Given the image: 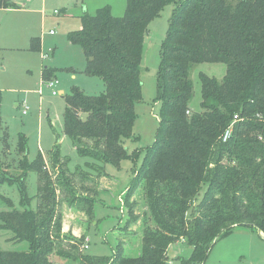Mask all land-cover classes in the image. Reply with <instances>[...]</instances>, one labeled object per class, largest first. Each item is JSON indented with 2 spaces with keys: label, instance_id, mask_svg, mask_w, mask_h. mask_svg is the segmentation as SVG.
<instances>
[{
  "label": "trees",
  "instance_id": "1",
  "mask_svg": "<svg viewBox=\"0 0 264 264\" xmlns=\"http://www.w3.org/2000/svg\"><path fill=\"white\" fill-rule=\"evenodd\" d=\"M171 4L157 77L160 127L125 199L126 230L140 220L130 202L138 187L154 224L144 229L140 255L127 257L119 245L114 258L90 256L81 250L84 237L63 233L60 193L71 195L70 203L90 218L95 198L75 195L59 139L49 152L52 173L42 154L30 162L28 139L19 135L20 173H8L13 168L6 169L3 158L7 132L0 92V181L18 186L22 204L16 209L5 200L9 210L0 212V229L29 244L26 252L0 249V264H167L171 245L182 240L193 249L187 262L204 264L236 228L264 233V0H127L121 18L108 6L94 16L86 13L69 41L82 48L84 73L102 79L106 90L91 96L73 87L63 97L65 136L80 157L97 163L119 167L131 158L124 145L133 136L142 98L144 42L151 22ZM2 6L13 7L8 0ZM31 50L40 52L39 38L32 39ZM200 64H224L227 71L221 80L200 74L201 111L192 112L191 71ZM43 77H51L48 69ZM236 115L232 137L223 142ZM31 172L38 177L34 198L26 188Z\"/></svg>",
  "mask_w": 264,
  "mask_h": 264
},
{
  "label": "rangeland",
  "instance_id": "2",
  "mask_svg": "<svg viewBox=\"0 0 264 264\" xmlns=\"http://www.w3.org/2000/svg\"><path fill=\"white\" fill-rule=\"evenodd\" d=\"M0 1L2 4L5 0ZM8 1L13 7H0V92L3 126L7 132V143L3 149L5 168L12 166L13 169L8 167L10 175L20 173L17 152L19 135H24L28 139L30 162H34L40 153L49 156V151L59 139L62 155L69 161L67 177L75 190V195L95 198L93 217L90 218L76 208L77 204L70 203L71 195L67 194L66 197L60 193L59 211L69 225L68 231L64 233L63 229V233L77 239L84 237V244L88 239L89 247L83 252L90 256L114 258L118 246L122 245L125 256L136 257L142 247L143 229L149 224L150 226L154 224L148 217L143 190L138 187L130 197V202L135 206V212L140 216V220L126 230L129 208L125 199L134 184L137 171L144 162L147 149L154 144L158 135L162 102L157 98V77L161 47L169 29L175 4L168 5L148 28L141 63L142 98L136 103L133 136L126 140L124 145L131 158L122 161L120 166L116 167L112 164L103 165L91 158L78 155L72 141L64 133L63 114L66 104L63 95L53 96L44 82L57 79L60 82L58 89L64 88L65 95H69L73 87H78L91 96L104 93L106 90L104 81L84 73L86 57L80 46L69 41V35L82 29V17L86 13L94 16L98 9L107 6L111 8L115 17H124L127 0ZM51 32L54 34L51 35ZM36 37L41 38L43 42L40 52L31 50L32 39ZM45 69H48L51 77L44 81L42 73ZM226 71L227 67L224 64L193 66L191 80L194 91L190 103L192 112L201 111L200 74L205 73L221 80ZM40 90H43V95L39 94ZM25 103L30 109L27 115L22 113ZM46 167L50 172H54L49 160L46 161ZM108 176L118 179L119 185L98 197V184H101L103 177ZM26 188L29 197L34 198L37 195L36 173L29 174ZM127 188L128 191H125ZM202 196L203 192L200 200ZM5 200H10L16 209H22L18 186L0 181V212L9 210ZM35 207L36 201L32 203L31 208ZM79 220L86 225L82 226ZM134 226L138 231L131 229ZM239 232L223 239L213 253L211 251L204 264H264V233ZM13 236L11 231L0 229L1 250L18 252L29 250L27 242H14L11 240ZM219 249L221 252L217 255ZM192 250V247L183 240L171 245L167 264H196L187 262ZM228 256L229 258L225 260L224 258Z\"/></svg>",
  "mask_w": 264,
  "mask_h": 264
},
{
  "label": "crops",
  "instance_id": "3",
  "mask_svg": "<svg viewBox=\"0 0 264 264\" xmlns=\"http://www.w3.org/2000/svg\"><path fill=\"white\" fill-rule=\"evenodd\" d=\"M36 38H39V37H36ZM40 40H41V50L40 51H42V47H43V42H42V39L41 38H39ZM70 71H72L73 69H69ZM44 72V71H43ZM42 78H43V80L45 81V79H44V77H43V73H42ZM73 78H75V75H74V77ZM59 92H60V95H63V97L64 96H66L65 95V90H64V88H60L59 89ZM55 145V144H54ZM53 145V146H54ZM50 152V151H49ZM61 153H62V151H61ZM40 154H42L43 155V157H44V159H45V161H47L48 162V160H49V156H46L44 153H40ZM64 158H66L64 155H62ZM116 178H112V177H106V178H102V181H101V184L99 183L98 184V190H97V196L99 197V195L101 196V194H105L106 193V191L108 192V190H113L117 185H119L118 184V179H116ZM116 181V182H115ZM103 182V183H102ZM133 185V184H132ZM128 189L129 188H127L125 191H128ZM143 190V189H142ZM124 191V192H125ZM123 192V193H124ZM123 193H121L122 195H123ZM144 193V192H143ZM80 213V212H79ZM65 216V215H64ZM79 223L80 224H82V226L83 225H86L85 223H83V221H80L79 220ZM68 227H69V225H68V221L65 219V217H64V219H63V229H64V233L66 232V231H68L67 229H68ZM144 227H142V229H143ZM133 231H135V230H137L138 228L136 227V226H134V227H132L131 228ZM145 229V228H144ZM143 229V230H144ZM138 231V230H137ZM239 231H248V233H256V232H259V231H257V230H255V229H251V228H236L233 232H232V234L231 235H234V234H238V233H240ZM144 233V232H143ZM247 233V232H246ZM260 233V232H259ZM262 233V232H261ZM77 235V234H76ZM230 236V235H229ZM142 239H143V236H142ZM225 239V238H224ZM223 241V239L222 240H220V241H218L217 243H216V245H215V247L212 249V253H213V251L215 250V248L217 247V245L219 244V243H221ZM142 248V247H141ZM170 250V249H169ZM220 252H221V249H219V251H218V253H217V255H220ZM140 253H141V249L139 250V252L137 253V256L136 257H138L139 255H140ZM168 255H169V252H168ZM211 255V254H210ZM229 258V256L228 257H225L224 259L225 260H227ZM230 260V259H229Z\"/></svg>",
  "mask_w": 264,
  "mask_h": 264
},
{
  "label": "built area",
  "instance_id": "4",
  "mask_svg": "<svg viewBox=\"0 0 264 264\" xmlns=\"http://www.w3.org/2000/svg\"><path fill=\"white\" fill-rule=\"evenodd\" d=\"M53 34H54V32H51V35H53ZM44 83L46 84L47 88L51 91L53 96H57L58 94H60L59 89H58V86H60L59 85L60 82L57 79L50 80V81H47ZM39 94L43 95V90H40ZM23 107H24V110L22 113H23V115H27L29 113L30 109L26 103L23 105ZM238 120H239L238 115L234 116L233 123L226 129V131L224 132V134L221 137L223 142H227L228 140H230V138L232 137V134H233L234 124ZM88 244H89V240L87 239L86 243L82 246L81 250L82 251L86 250L89 247Z\"/></svg>",
  "mask_w": 264,
  "mask_h": 264
},
{
  "label": "water",
  "instance_id": "5",
  "mask_svg": "<svg viewBox=\"0 0 264 264\" xmlns=\"http://www.w3.org/2000/svg\"><path fill=\"white\" fill-rule=\"evenodd\" d=\"M20 8L22 7V6H19Z\"/></svg>",
  "mask_w": 264,
  "mask_h": 264
}]
</instances>
